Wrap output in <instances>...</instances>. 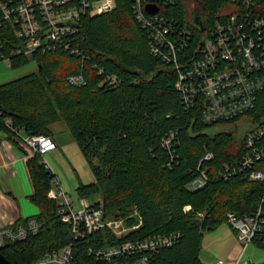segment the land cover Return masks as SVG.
<instances>
[{
  "label": "trees",
  "instance_id": "1",
  "mask_svg": "<svg viewBox=\"0 0 264 264\" xmlns=\"http://www.w3.org/2000/svg\"><path fill=\"white\" fill-rule=\"evenodd\" d=\"M260 1L264 6V0ZM202 2L210 25L219 14L229 16L227 0ZM115 3V11L85 17L79 24L73 46L81 55L56 48L33 58L12 59V68L32 60L39 70L0 85V131L17 137L16 130L21 129L29 135L54 138L51 128L63 120L95 175L94 182L77 187L81 197L100 195L95 206L116 219L128 218L129 226L138 223L129 218L136 211L143 223L126 239L179 233L174 245L163 247L154 256V264H203L199 254L205 232L227 222L229 213L239 217L253 214L264 200V182L251 180L250 170L228 179L220 176L225 164L246 155L247 133L264 121V92L255 110L241 119L225 125L204 123L200 102L189 107L175 87L180 72L200 59V31L194 27L190 34L182 31L188 24L183 0H173L159 12L165 18L164 26L173 28L168 39L176 47L177 64L152 55L151 36L132 14L134 0ZM6 38L11 42L8 48L19 42L9 33ZM96 66L118 76L121 83L117 87L102 85ZM72 73H83L88 83L75 87L68 78ZM215 127L228 129L213 132ZM172 131L176 137L168 151L161 141ZM261 142L264 144V138ZM207 152L215 158L201 161ZM41 157L35 154L27 164L34 184L33 202L41 211L35 217L42 227L27 239L9 240L0 252L13 264H33L37 258L73 244L75 264H102L88 253L93 247L105 246V234L75 240L70 225L57 217L58 205L49 195L56 175ZM202 168L210 170L208 185L188 189L187 183ZM260 169L264 170V160L253 167L254 171Z\"/></svg>",
  "mask_w": 264,
  "mask_h": 264
},
{
  "label": "built area",
  "instance_id": "2",
  "mask_svg": "<svg viewBox=\"0 0 264 264\" xmlns=\"http://www.w3.org/2000/svg\"><path fill=\"white\" fill-rule=\"evenodd\" d=\"M172 1L134 0L132 14L151 36L149 46L152 55L164 61L172 59L177 64L176 47L168 39L173 28L170 25L164 26L165 18L159 15L162 8L166 9L168 4H173ZM227 2L229 5L225 8L230 11L229 16L219 14L211 25L205 16L207 29L200 32V59L180 72V80L175 83L182 101L189 107L200 102L202 121L208 125H225L241 119L255 110L259 97L264 92V6L260 0ZM148 6L155 7L157 12L148 14ZM116 7L115 0H0V63L4 62L12 67V59L16 56L33 58L37 53H47L56 48L81 55L80 50L73 46L79 24L85 17L109 14ZM193 24V20L188 19V24L183 25L182 31L190 34V27L197 29ZM6 33L19 42L8 48L11 42L6 38ZM96 68L98 75L103 77L102 85L117 87L121 83L115 74H106L102 67ZM175 68L179 71V65ZM68 78L75 87L88 83L83 73H72ZM6 122L12 126L10 120ZM19 130L16 133L20 136ZM175 137V132L172 131L162 139L164 149L172 150ZM263 138L264 121L247 133L246 155L241 160L225 164L220 176L228 179L244 175L250 170L251 180L264 182V170H253L258 162L264 160ZM23 140L27 147L34 149L42 158L46 153L58 149L56 140L48 134H27ZM214 158L213 153L207 152L201 161H211ZM45 164L52 170L49 163ZM209 171L202 168L200 174L187 183V188L196 191L207 186ZM58 184H53L49 195L58 205L57 217L70 225L75 240L105 234V246L99 249L93 247L88 253L102 264H154V256L163 247H171L176 243L179 233L148 236L142 240L126 239L143 223L136 211L129 218H135L138 223L129 226L128 218L108 216L103 208L85 199L81 200L80 205L75 204L72 197ZM263 203L264 200L251 215L239 217L234 212L227 215V223L235 230L242 246V254L234 264H241L250 244L255 243L264 248ZM189 209L190 205L183 211L187 212ZM40 227L42 224L35 217L29 219L27 224L21 222L15 227L0 230V247L9 240L27 239L30 234H36ZM75 254V246L70 244L37 258L33 264H75ZM251 263L249 260L246 264ZM214 264L230 263L220 259Z\"/></svg>",
  "mask_w": 264,
  "mask_h": 264
},
{
  "label": "rangeland",
  "instance_id": "3",
  "mask_svg": "<svg viewBox=\"0 0 264 264\" xmlns=\"http://www.w3.org/2000/svg\"><path fill=\"white\" fill-rule=\"evenodd\" d=\"M185 7L187 8L188 19H194V23L198 25L199 20L195 17L197 14L204 12V6L202 0H183ZM39 66L35 61L30 60L28 64L24 67L12 68L7 63H0V80L2 83L14 81L16 78H21L28 75L31 72H38ZM66 123V122H65ZM67 129H68V124ZM229 127V126H228ZM232 128V127H229ZM221 127H215L214 131L227 130ZM236 129V128H235ZM237 130V129H236ZM64 140L60 144V151L57 156L53 153H47L43 159L46 163L51 166V171L56 175L55 186L60 181V187L63 188L67 194H69L74 200L75 204L79 203L84 198L81 197L77 187L81 184L87 185L90 182L95 181V175H93L91 164L85 159L84 153L76 140L73 138L70 132L62 133ZM43 160V161H44ZM100 195H93L86 198L89 203H96L100 201ZM41 213L37 212V214ZM203 241V253H207L209 258H214L216 260L224 259L227 260L229 255L235 258H239L242 246L238 244V239L235 230L229 226L227 222H223L215 231L205 232L202 236ZM241 259V264H246L249 260L252 261L251 264H262L264 263V248L258 246L255 243L250 244L247 250L244 252ZM235 259V260H236Z\"/></svg>",
  "mask_w": 264,
  "mask_h": 264
},
{
  "label": "crops",
  "instance_id": "4",
  "mask_svg": "<svg viewBox=\"0 0 264 264\" xmlns=\"http://www.w3.org/2000/svg\"><path fill=\"white\" fill-rule=\"evenodd\" d=\"M66 127L63 120L52 126L51 132L58 149L48 153H53L54 156L59 154L60 144L65 141L62 133L69 132ZM19 134L20 136L11 137L6 131H0V230L9 226L15 227L26 219L35 218L37 212H40V208L33 202L34 184L27 164V161L37 153L25 145L23 138H26L27 134L21 129ZM43 160L42 158V162ZM44 162L46 163L45 160ZM59 183L61 184L60 181ZM238 244L241 245L239 242ZM202 249L199 255L203 264H214L216 259L209 258ZM227 258L225 261L230 264H234L239 259L232 255Z\"/></svg>",
  "mask_w": 264,
  "mask_h": 264
},
{
  "label": "water",
  "instance_id": "5",
  "mask_svg": "<svg viewBox=\"0 0 264 264\" xmlns=\"http://www.w3.org/2000/svg\"><path fill=\"white\" fill-rule=\"evenodd\" d=\"M146 11L148 14H153L155 12H157V9L155 7L151 8V7H147L146 8ZM195 17L198 18L199 20V23L198 25L196 23H194L193 21V25L197 26V30H199L200 32H205L206 29H207V24L206 22L204 21V18L205 16L202 14V15H196ZM195 19V18H194ZM0 264H13L10 260L8 261L4 255L0 252Z\"/></svg>",
  "mask_w": 264,
  "mask_h": 264
},
{
  "label": "flooded vegetation",
  "instance_id": "6",
  "mask_svg": "<svg viewBox=\"0 0 264 264\" xmlns=\"http://www.w3.org/2000/svg\"><path fill=\"white\" fill-rule=\"evenodd\" d=\"M202 14L204 15V12H202V13H199L198 15H202ZM192 20L194 21V18H193Z\"/></svg>",
  "mask_w": 264,
  "mask_h": 264
}]
</instances>
